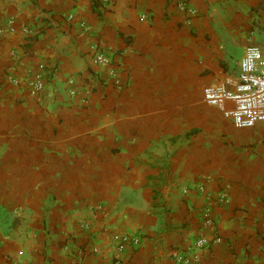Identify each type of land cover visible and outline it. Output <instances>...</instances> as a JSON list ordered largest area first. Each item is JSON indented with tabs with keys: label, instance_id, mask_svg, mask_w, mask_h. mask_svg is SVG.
<instances>
[{
	"label": "crops",
	"instance_id": "obj_1",
	"mask_svg": "<svg viewBox=\"0 0 264 264\" xmlns=\"http://www.w3.org/2000/svg\"><path fill=\"white\" fill-rule=\"evenodd\" d=\"M178 2L0 0V264H264V130L203 102L264 53V0Z\"/></svg>",
	"mask_w": 264,
	"mask_h": 264
},
{
	"label": "built area",
	"instance_id": "obj_2",
	"mask_svg": "<svg viewBox=\"0 0 264 264\" xmlns=\"http://www.w3.org/2000/svg\"><path fill=\"white\" fill-rule=\"evenodd\" d=\"M103 5H107L109 0H100ZM190 0H179L177 9L182 13H189ZM73 19L72 16L69 17ZM142 16V20H146ZM13 21H9L12 25ZM26 32H28L26 30ZM94 61L98 66L106 67L108 77L115 85H119L118 76L120 61H116L109 53L95 49ZM48 71L37 72L29 81V94L38 101L46 97ZM67 84L71 88L70 95L75 96L76 91L73 78L68 79ZM203 102L217 113L229 120L236 129L249 130L258 127L264 130V53L255 45H250L245 51L239 69L233 75L225 78L218 84L206 86L203 89ZM85 104L88 103L86 99ZM202 191L203 188H200ZM227 196L221 195L218 199L220 203L227 202ZM206 224H210L211 219H205ZM208 246L205 238H200L196 242V247L203 249ZM125 243L119 244V251H123ZM199 260L198 256L185 255L179 253L178 264H195Z\"/></svg>",
	"mask_w": 264,
	"mask_h": 264
},
{
	"label": "trees",
	"instance_id": "obj_3",
	"mask_svg": "<svg viewBox=\"0 0 264 264\" xmlns=\"http://www.w3.org/2000/svg\"><path fill=\"white\" fill-rule=\"evenodd\" d=\"M39 39V37H34L33 40L34 41H37Z\"/></svg>",
	"mask_w": 264,
	"mask_h": 264
}]
</instances>
